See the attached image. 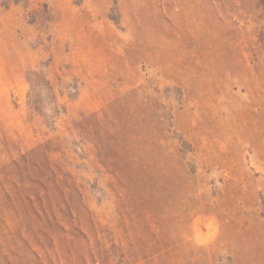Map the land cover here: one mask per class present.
Returning <instances> with one entry per match:
<instances>
[{"label":"rangeland","instance_id":"obj_1","mask_svg":"<svg viewBox=\"0 0 264 264\" xmlns=\"http://www.w3.org/2000/svg\"><path fill=\"white\" fill-rule=\"evenodd\" d=\"M0 264H264V0H0Z\"/></svg>","mask_w":264,"mask_h":264}]
</instances>
